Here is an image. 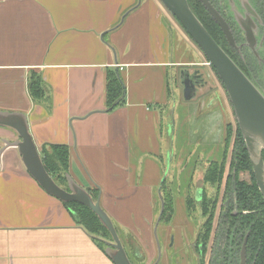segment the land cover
I'll list each match as a JSON object with an SVG mask.
<instances>
[{"label":"crops","instance_id":"1","mask_svg":"<svg viewBox=\"0 0 264 264\" xmlns=\"http://www.w3.org/2000/svg\"><path fill=\"white\" fill-rule=\"evenodd\" d=\"M138 3L0 0V110L27 115L40 153L45 145H69L71 169L83 162L113 221L150 250L163 157L176 152L172 95L196 102L199 112L216 104L202 83L207 69L180 59L162 2ZM110 71L125 83L124 100L112 110ZM33 76L41 80V96L31 93ZM183 76L195 79L192 98L185 97ZM17 139L16 130L0 125V264H115L34 179L17 147L1 153L6 140Z\"/></svg>","mask_w":264,"mask_h":264},{"label":"flooded vegetation","instance_id":"2","mask_svg":"<svg viewBox=\"0 0 264 264\" xmlns=\"http://www.w3.org/2000/svg\"><path fill=\"white\" fill-rule=\"evenodd\" d=\"M199 1L202 3L201 0ZM209 1L224 18L232 33L233 43L202 3L210 19L222 32L219 35L220 44L242 70L258 84L255 72L258 76L264 75V0ZM183 77L184 82L189 85L195 82V79L192 80L194 77L192 79ZM205 171L206 168L202 170L197 180L182 190L181 199L186 214L185 219L180 220L177 225L173 221L176 200L169 193L170 190L166 192L168 191L167 184L165 192L162 189L165 208L167 205L168 209L164 216V208L158 225L159 245L154 234V226L161 207L152 228V246L155 255L149 260L148 245L141 242L143 253L136 250L140 258L139 264H153L159 256V249L161 257L157 264H164V260L167 264H257L258 250L252 248L251 229L241 230L240 213L246 214L248 211L238 207L236 186L229 180L233 175L230 165L227 174L226 168L218 199L216 198L217 188L204 181ZM199 181L201 183H198ZM223 186L222 195L220 193H222ZM210 190L214 191L210 193ZM165 197L168 200H165Z\"/></svg>","mask_w":264,"mask_h":264},{"label":"water","instance_id":"3","mask_svg":"<svg viewBox=\"0 0 264 264\" xmlns=\"http://www.w3.org/2000/svg\"><path fill=\"white\" fill-rule=\"evenodd\" d=\"M160 1L199 46L223 83L245 139L256 182L264 197V88H261L257 82L252 80L223 46L216 41L192 10L188 0ZM201 1L233 43L232 33L224 18L209 0ZM140 2L141 0H139ZM123 19L121 22H123ZM184 83L185 97L192 98L195 94V85ZM0 125L16 130L19 135L17 140H6L1 153L9 146L17 147L24 166L46 192L62 202L75 201L90 208L111 234V240L103 239L107 245L105 248L106 254L115 264H133L112 217L102 206L101 186L94 183L99 188V194L97 198H94L92 193L81 186L71 173H66L67 188L58 184L45 167L25 113L0 110ZM158 193L162 206L154 226V234L159 245L157 229L164 212L165 201L161 187ZM160 257L161 250L159 249V256L153 264H157Z\"/></svg>","mask_w":264,"mask_h":264},{"label":"rangeland","instance_id":"4","mask_svg":"<svg viewBox=\"0 0 264 264\" xmlns=\"http://www.w3.org/2000/svg\"><path fill=\"white\" fill-rule=\"evenodd\" d=\"M163 5V4H162ZM166 13L168 24L173 32L172 36L178 40L179 45V56L182 60L193 59L192 62H201L200 65H192V67H202L206 68L207 70L204 71L205 74L202 75L204 84L203 86L207 85L208 87H214L213 90H209L210 88L206 87V93H209L208 101L211 100L213 104L215 103L216 106L210 107L207 106L206 110L210 111H203L199 112V105L198 104H183L180 99L182 96H179L178 102H176L174 94L172 102V107L174 108L173 118L174 121L170 122L171 131L173 132V139H174V146L176 152L174 155H164L163 163L166 166V169L163 170V177L166 178L167 184V193L170 190V194L175 198V214L173 221L179 223V221H183L185 219L184 215L186 214V210L184 207V203L181 199L183 191L188 188V184L197 180L204 168L207 169L209 165V160L211 159H220L224 154L225 149V142L229 139V154H228V162H227V172L229 171V164L231 160V151L233 149L234 142L236 141L237 137V119L233 110V106L230 102L229 96L226 92V89L221 82L218 74L212 67V65L208 62V59L199 48V46L192 40V38L186 33L184 28L180 25L178 20L169 12V10L163 5ZM170 21V22H169ZM195 50H192L191 48ZM195 73V72H194ZM255 76L258 81V85L261 88H264V75L258 76L255 72ZM180 81V82H179ZM176 85L177 87L182 88V79L176 78ZM221 93L220 94L218 93ZM202 93L200 94L201 97ZM199 97V98H200ZM209 103V104H210ZM212 104V106H213ZM212 113H218L221 117V127L222 132L219 138H215L212 134H210L208 130V117ZM168 121L164 124V133L168 131ZM223 137V138H222ZM220 141V142H219ZM217 142H219L217 144ZM217 144V145H216ZM218 146V147H217ZM219 148V150H217ZM41 150V148H40ZM41 152V151H40ZM80 167L76 168V170L71 169L70 173L75 178V180L84 188L89 190L93 193L94 188L96 185V181L90 175V172L84 166L83 162L79 160ZM251 174L249 172H242L241 178L245 180H250ZM194 179V180H193ZM60 184L61 180L57 179ZM198 183H201L199 181ZM64 187H66V183H63ZM98 184V183H96ZM99 185V184H98ZM195 185V184H194ZM165 190V188H164ZM163 190V191H164ZM180 192H179V191ZM214 190H210L209 192L212 193ZM216 191V190H215ZM165 192V191H164ZM224 193V186L222 188V194ZM163 195V193H162ZM162 206V201L157 204L156 207V214H158L160 207ZM116 224V223H115ZM180 228V227H179ZM184 229V228H182ZM179 231V230H178ZM178 233V232H177ZM123 234L128 236V243L125 241V246L131 251L132 245L134 248L138 250L139 253L143 251L141 242L138 240L137 236L132 234L131 232L127 233L123 231ZM131 235V236H130ZM125 236V237H126ZM124 237V238H125ZM136 237V238H135ZM138 240V241H137ZM131 244V246H130ZM143 253V252H142ZM155 255L154 248L149 250V260L153 259ZM137 264L140 261H136L133 259ZM164 264H167V261L164 260Z\"/></svg>","mask_w":264,"mask_h":264},{"label":"trees","instance_id":"5","mask_svg":"<svg viewBox=\"0 0 264 264\" xmlns=\"http://www.w3.org/2000/svg\"><path fill=\"white\" fill-rule=\"evenodd\" d=\"M192 10L196 13L204 26L210 32V34L220 43L219 35L222 34L219 27L214 23L199 0H188ZM222 45V44H221ZM215 70V69H214ZM30 90L34 97L41 96L44 93L42 83L39 77H32L30 81ZM125 96V83L122 77L114 71H110L107 76L106 84V101L110 110L117 107L122 103ZM238 126V133L236 141L234 142L233 149L231 151L230 167L233 171V175L229 178L236 186V199L238 207L242 210H247L248 213H240L241 230L245 231L247 228L251 229V239L253 250H258L257 264H264V197L258 187L256 178L253 172V166L250 160L249 152L246 147L245 139ZM229 139L225 142L224 154L220 159L209 160V165L204 173V181L217 188V199L219 196V190L223 183L224 174L227 168L228 154H229ZM42 158L45 167L53 178L58 182L66 183V173L71 171V149L67 144H49L42 148ZM241 172H249L251 174L250 181L240 178ZM60 184L61 186L65 184ZM166 186V180L162 184L164 190ZM64 187V186H63ZM99 194V188L95 187L92 195L97 198ZM165 200H168L165 197ZM68 211L74 217L76 224L81 226L105 251L106 245L103 239H111L110 232L101 223L98 216L87 206L75 201L63 202ZM167 204V203H166ZM166 205L164 216L166 215ZM115 223V222H114ZM119 235L124 243H128V236L123 234L122 229L115 224ZM126 236V237H125ZM131 236V235H130ZM125 237V238H124ZM136 238V237H135ZM138 241V240H137ZM131 246V244H130ZM133 264L140 260L138 257L137 249L133 247L131 251L125 246Z\"/></svg>","mask_w":264,"mask_h":264},{"label":"clouds","instance_id":"6","mask_svg":"<svg viewBox=\"0 0 264 264\" xmlns=\"http://www.w3.org/2000/svg\"><path fill=\"white\" fill-rule=\"evenodd\" d=\"M221 117L218 113H212L208 117V130L215 138H219L222 132Z\"/></svg>","mask_w":264,"mask_h":264}]
</instances>
